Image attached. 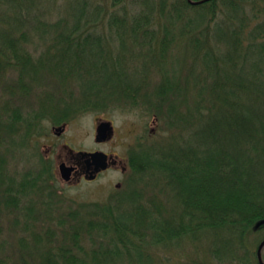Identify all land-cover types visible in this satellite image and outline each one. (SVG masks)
<instances>
[{
  "label": "trees",
  "instance_id": "obj_1",
  "mask_svg": "<svg viewBox=\"0 0 264 264\" xmlns=\"http://www.w3.org/2000/svg\"><path fill=\"white\" fill-rule=\"evenodd\" d=\"M114 107L152 114L163 142L140 137L105 199L64 202L35 140ZM19 148L41 167L12 171ZM160 176L172 214L145 183ZM2 220L0 264H162L185 237L178 264H262L264 0H0Z\"/></svg>",
  "mask_w": 264,
  "mask_h": 264
},
{
  "label": "rangeland",
  "instance_id": "obj_2",
  "mask_svg": "<svg viewBox=\"0 0 264 264\" xmlns=\"http://www.w3.org/2000/svg\"><path fill=\"white\" fill-rule=\"evenodd\" d=\"M101 119H111L114 124L115 132L110 139L97 142L95 140L96 126ZM51 124L52 122L50 120L45 121V133L47 132L48 136L40 138V145L42 151V144L49 143L54 147L51 158L56 162L58 159L57 154L59 153V144H63L66 141L69 142L75 149H101L108 152H115L120 154L123 160H125V167L122 170H109L92 182H84L79 185H67L63 184L60 180V184H56L58 188H60L59 192H61L64 202H72L73 200L89 201L105 199L110 192L115 190V187H117L116 184L118 182L122 184L124 179H126L129 173V167L127 164L128 156L130 150L137 145L140 137L149 133L150 137L156 139V141H154L155 143L153 144L163 142V136L160 130L161 121L159 119L155 120L152 114L146 115L141 110L130 111L127 109L114 107L104 112H87L77 116L72 120H69L65 134L60 136L53 134L51 131ZM54 125L57 127L61 126V124ZM64 126L65 124H62V127ZM151 131L153 133H151ZM41 165L42 162H40L37 156L32 154L31 150L26 151L23 148H19V150L15 151V154L11 155L9 158V167L12 171H18L19 169L20 172H23L29 168L38 170ZM145 183L152 186L150 187V191L156 192L158 199L161 200L162 207L169 208L168 210L163 211V213H165L164 215H166L168 212L172 214L174 208L178 206L171 202V190L165 188V186L163 187V178L160 176L158 180H153V182L145 179ZM154 183L157 184V187H155ZM138 185L140 186L139 183ZM123 202H126V199H124ZM60 205L61 201L56 200L54 203V208L59 210ZM3 214L6 215L4 212ZM2 223L3 229L0 233V242L4 243L5 247L3 249L0 248V258L7 259L11 255L9 263H12L13 248L10 247V245L15 238V231L11 228L8 221L2 220ZM191 243L192 241H190V238L185 237L179 242L178 245L171 244V246H167L169 248L161 245L155 256L159 257L160 260L162 259V264L181 263L184 259H188V257H191V255L194 254V246H192ZM207 243L208 240L205 239L203 234L198 237V247H205ZM14 251L17 252L18 250H15L14 247ZM31 253V256L33 257L40 256V254L36 255V251L32 250Z\"/></svg>",
  "mask_w": 264,
  "mask_h": 264
},
{
  "label": "flooded vegetation",
  "instance_id": "obj_3",
  "mask_svg": "<svg viewBox=\"0 0 264 264\" xmlns=\"http://www.w3.org/2000/svg\"><path fill=\"white\" fill-rule=\"evenodd\" d=\"M65 126L63 127L62 132H58V127L51 124V131L53 134L56 135H62L65 134L68 123H64ZM62 127V124L61 126ZM46 131V130H45ZM48 136L47 132L43 133L35 141L38 143V148L40 151H42L41 145H40V138ZM106 141V140H105ZM102 142V141H100ZM43 145V153L44 155L51 161V154L54 150V147L50 145L49 143L42 144ZM34 149L33 147H31ZM80 149H75L71 146L69 142H64L63 144H59V153L57 154V162L52 160V164L54 165V171H55V179L57 181V184L59 185L60 180L63 184L67 185H79L84 182H92L98 179L101 175L105 174L109 170H122L125 167V160L121 157L120 154L115 152H108L105 151L108 154V157L106 159L108 167L105 169H101L100 171L96 170V164L93 162V159H90V161L87 160L86 157H83L81 154L78 153ZM95 150H101V149H94V150H87V151H95ZM104 151V150H103ZM61 164H64L66 167L69 168V174L68 178L65 179L62 176L61 172ZM128 164V163H127ZM93 174H96L95 177L91 178ZM124 182V181H123ZM123 184V183H122ZM120 182L116 184L117 187L122 185Z\"/></svg>",
  "mask_w": 264,
  "mask_h": 264
},
{
  "label": "water",
  "instance_id": "obj_4",
  "mask_svg": "<svg viewBox=\"0 0 264 264\" xmlns=\"http://www.w3.org/2000/svg\"><path fill=\"white\" fill-rule=\"evenodd\" d=\"M63 127H58V132H62ZM114 124L111 119H101L97 126H96V133H95V140L97 142L105 141L110 139L114 135ZM79 154H81L83 157H86L88 161L90 159H93V162L96 164V172L100 171L101 169H105L108 167L107 164V157L108 154L103 150H95V151H87V150H79ZM61 172L62 176L67 179L69 174V168L66 167L64 164H61ZM96 174H93L91 178L95 177ZM264 248V239L259 243L258 249H257V255L262 264H264L263 258H262V250Z\"/></svg>",
  "mask_w": 264,
  "mask_h": 264
}]
</instances>
